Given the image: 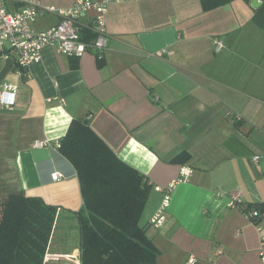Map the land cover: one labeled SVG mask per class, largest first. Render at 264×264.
<instances>
[{
    "label": "crops",
    "instance_id": "obj_1",
    "mask_svg": "<svg viewBox=\"0 0 264 264\" xmlns=\"http://www.w3.org/2000/svg\"><path fill=\"white\" fill-rule=\"evenodd\" d=\"M39 1L65 8L75 0ZM53 16L35 29L56 25ZM106 23L102 66L95 52L73 59L52 47L29 78L13 52L0 62V90L18 87L13 109L0 103V196L24 191L57 207L47 261L80 264L81 184L56 144L81 119L151 186L140 222L157 264L191 256L195 264H263L264 211L254 222L229 199L241 189L244 203L264 205V0L208 11L201 0H127L109 7ZM39 140L52 146L34 147ZM182 153L190 159L174 162ZM184 165L194 173L155 228L163 191Z\"/></svg>",
    "mask_w": 264,
    "mask_h": 264
},
{
    "label": "trees",
    "instance_id": "obj_2",
    "mask_svg": "<svg viewBox=\"0 0 264 264\" xmlns=\"http://www.w3.org/2000/svg\"><path fill=\"white\" fill-rule=\"evenodd\" d=\"M229 1L201 0L204 11ZM59 151L81 184L80 264H157L160 252L140 222L151 192L147 179L81 119L72 121ZM189 159L182 153L173 161ZM240 208L246 215L258 209L254 222L264 211V205ZM57 214V207L24 191L0 196V264H45Z\"/></svg>",
    "mask_w": 264,
    "mask_h": 264
},
{
    "label": "built area",
    "instance_id": "obj_3",
    "mask_svg": "<svg viewBox=\"0 0 264 264\" xmlns=\"http://www.w3.org/2000/svg\"><path fill=\"white\" fill-rule=\"evenodd\" d=\"M127 0H75L70 7L57 8L45 6L39 0H0V62L10 57V52L16 55L17 65L22 76L31 77L30 68L41 61L42 51L46 47L56 49L70 58L79 59L87 52H95L98 60L105 58L108 47L106 15L109 7L115 3ZM55 15L59 22L47 30L37 31L32 25L38 18ZM87 31L93 34L88 37ZM215 51L224 47L221 38H214ZM18 87L4 83L0 90V103L13 109ZM91 118V115L90 117ZM49 140H39L34 143L36 148L51 147ZM60 148V144H56ZM260 155L253 160L258 163ZM194 173L188 165L181 167L180 177L174 180L163 192L164 198L158 213L151 220L155 228L162 227L166 220V211L170 207L172 194L176 186L189 181ZM54 180L62 178L55 173ZM243 191L238 189L229 199L232 208L246 207L241 199ZM258 209L251 210L247 216L250 219L259 217ZM260 260L264 264V249L260 252ZM196 259L190 257L189 264H195Z\"/></svg>",
    "mask_w": 264,
    "mask_h": 264
},
{
    "label": "rangeland",
    "instance_id": "obj_4",
    "mask_svg": "<svg viewBox=\"0 0 264 264\" xmlns=\"http://www.w3.org/2000/svg\"><path fill=\"white\" fill-rule=\"evenodd\" d=\"M53 19H54L53 15H46L45 17L38 18L37 21L32 26L38 30H41L42 28H46L47 24H49ZM48 252H49V249L47 251V254H49ZM54 263L55 262H52L49 260L47 261V257H46L45 264H54Z\"/></svg>",
    "mask_w": 264,
    "mask_h": 264
}]
</instances>
